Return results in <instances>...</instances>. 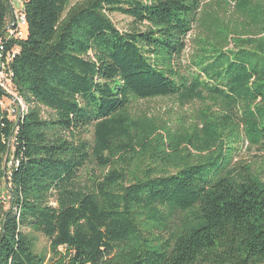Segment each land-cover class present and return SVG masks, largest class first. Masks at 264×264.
<instances>
[{
    "label": "trees",
    "instance_id": "trees-1",
    "mask_svg": "<svg viewBox=\"0 0 264 264\" xmlns=\"http://www.w3.org/2000/svg\"><path fill=\"white\" fill-rule=\"evenodd\" d=\"M203 1H25L27 36L6 48L20 46L10 65L30 107L19 122L11 206L0 202V264H43L32 233L48 238L56 264H264V182L234 166L233 148L218 150L210 128L168 134L158 147L156 126L137 135L128 111L131 96L206 91L243 125L250 145L264 143V37L258 52L202 56L198 74L180 81L160 65L181 55ZM108 11L151 27L121 31ZM10 12L0 0V38ZM43 106L54 115L43 118ZM89 125L98 158L120 135L140 150L132 148L126 170L82 193L72 182L88 152L72 138ZM13 127L0 107V163Z\"/></svg>",
    "mask_w": 264,
    "mask_h": 264
},
{
    "label": "rangeland",
    "instance_id": "rangeland-1",
    "mask_svg": "<svg viewBox=\"0 0 264 264\" xmlns=\"http://www.w3.org/2000/svg\"><path fill=\"white\" fill-rule=\"evenodd\" d=\"M26 0H8L11 12L6 19L4 36L0 40L6 41V35L13 28L12 21L16 14L24 10ZM146 2L149 0H138ZM74 3V2H73ZM113 24L121 31H131L134 27L145 31L151 27L148 22L137 24L133 19L117 11H108ZM191 29L185 38V49L178 58L164 60L160 63L167 74L177 81L179 77H193L200 71L197 62L202 56L212 55L217 50L222 52L249 50L259 51V40L264 37V0H204L198 14L191 22ZM25 38L26 31L23 28ZM16 40V39H14ZM21 40V39H18ZM15 51L20 50L16 43ZM3 59V57H2ZM6 59V58H5ZM0 72V89L3 96L0 99V107L3 114L13 123L12 135L7 140V152L0 163V202L6 208L11 206L10 177L12 171L21 162V156L17 155V134L20 130L19 122L29 111V104L17 92L14 84V72L7 63ZM130 119L139 122L137 135L144 134V129L149 132L151 126H156L158 147L169 136L182 133L187 136L197 137L205 135V128H210L220 135L221 152L233 148V165H245L251 173L264 182V143L250 145L244 136L243 125L239 124L235 117L226 119L227 111L223 108V102L210 96L206 91L194 96H187L183 91L170 96H161L152 99H138L130 97ZM243 109L240 106V110ZM240 114V112H239ZM54 115L47 107H42L43 118ZM165 132V133H162ZM76 143H84L88 152V158L72 182V189L82 193H88L94 184L111 171H124L127 169L128 157L133 153L132 148L139 147L132 141L117 137L112 142L111 148L104 151L102 158L95 155V125H89L77 131ZM166 137L159 138L160 135ZM168 139V138H167ZM168 141V140H167ZM170 141V140H169ZM161 144V145H160ZM193 154L198 152L189 146ZM216 149V150H217ZM228 154V153H227ZM154 166V163L151 164ZM176 169L170 168V173ZM33 250L36 255L44 258L43 264H56L58 257L53 253L48 238L42 233H32ZM58 251L66 252V246H60Z\"/></svg>",
    "mask_w": 264,
    "mask_h": 264
},
{
    "label": "built area",
    "instance_id": "built-area-1",
    "mask_svg": "<svg viewBox=\"0 0 264 264\" xmlns=\"http://www.w3.org/2000/svg\"><path fill=\"white\" fill-rule=\"evenodd\" d=\"M13 28L10 30V34L6 35V41L12 39H24L23 31L24 28L27 34V19L24 13V10L20 12V14H16L13 21L11 22ZM27 35H25L26 37ZM7 43L0 40V72H3L2 68L7 63L8 65L11 64L12 60L16 56L18 51H15L14 48L7 49ZM3 57V59H2ZM6 58V59H5Z\"/></svg>",
    "mask_w": 264,
    "mask_h": 264
}]
</instances>
